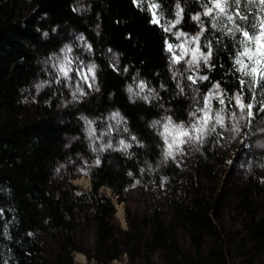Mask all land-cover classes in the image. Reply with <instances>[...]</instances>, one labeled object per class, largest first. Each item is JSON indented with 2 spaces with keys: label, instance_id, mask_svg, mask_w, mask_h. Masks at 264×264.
<instances>
[{
  "label": "trees",
  "instance_id": "16d2710c",
  "mask_svg": "<svg viewBox=\"0 0 264 264\" xmlns=\"http://www.w3.org/2000/svg\"><path fill=\"white\" fill-rule=\"evenodd\" d=\"M24 1L34 7L17 15ZM171 6L172 0H164L165 9ZM185 8L199 10L196 0H186ZM149 18L132 0H0V264H80L74 250L92 264L112 258L155 264L157 253L160 264H230L231 257L237 264H264L259 185L249 177L233 190L216 191L210 184L219 152L215 135L198 146L190 170L162 156V140L151 123L162 113L184 117L190 89L178 94L165 51L167 34ZM80 36L92 45L91 53L80 50ZM65 42L97 66L95 89H85L86 96L74 99L65 81L43 67ZM217 55L229 65L226 53ZM223 72L217 67L208 74L234 90L235 80ZM133 77L154 87L160 99L130 98ZM35 82L43 87L33 92ZM200 85L201 91L209 86ZM110 111L122 117L113 133L117 143L93 151L82 117L97 124ZM121 139L132 147L114 150ZM77 157L85 162L88 188L58 179L61 164ZM133 184L159 186L160 202L141 215L127 210L122 227L111 197L99 189L108 186L120 198ZM231 211L236 228L224 218ZM81 223L91 229L89 250L81 246Z\"/></svg>",
  "mask_w": 264,
  "mask_h": 264
},
{
  "label": "snow or ice",
  "instance_id": "6c2138e0",
  "mask_svg": "<svg viewBox=\"0 0 264 264\" xmlns=\"http://www.w3.org/2000/svg\"><path fill=\"white\" fill-rule=\"evenodd\" d=\"M134 6L141 11L150 13L149 23L161 28L167 34L164 39L165 51L169 53V65L172 79L178 89V94H185L191 89L192 107L188 112L186 121H175L171 115H163L160 119L153 120L151 127L157 130L162 140V156L165 160H176L183 154L185 145L200 146L207 138L216 133L217 129L231 128L239 132V121L245 120L247 126L255 130L257 116L264 115V0H196L198 5L195 13L186 11V0H172V6L164 7V0H132ZM147 3V7L143 5ZM167 12V15L165 14ZM194 22L196 31L188 33L180 27L185 18ZM169 37H174L179 43L170 42ZM86 45V50L91 53L92 45L88 44L83 36L78 37ZM63 58H58L55 65L58 75L69 86L75 83L73 98L86 95L83 84L88 88L93 86L96 79V64L85 62L78 56L69 58L68 53L73 49L66 46ZM111 51V49H109ZM227 54L229 65L219 63L218 53ZM118 61H114V71L118 68ZM180 65L181 67H175ZM217 67L224 69L223 76L236 82L234 90L229 91L223 86V80H211L208 73ZM127 71V68L124 69ZM135 89L128 85L127 92L137 96L145 102L160 99L154 87L150 88L143 81L133 77ZM58 83L60 81H57ZM208 82L206 90L201 91L200 84ZM37 90L43 87L38 84ZM165 85L161 84L160 88ZM141 93H144L141 95ZM160 107L164 109V105ZM167 112V109H164ZM85 119L88 125V137L101 139L96 135V129L91 125L94 121ZM110 119L118 127L122 122L119 112L111 114ZM264 133V128L259 129ZM127 132L128 129L124 128ZM136 141V137H131ZM119 148L114 150H127L132 147L124 139L118 141ZM105 148L113 149L114 145L108 141L93 151H103ZM99 164V160L96 161ZM143 171V169H142ZM131 175V173H129ZM3 210H0V215ZM31 235V233H29Z\"/></svg>",
  "mask_w": 264,
  "mask_h": 264
},
{
  "label": "rangeland",
  "instance_id": "374dc122",
  "mask_svg": "<svg viewBox=\"0 0 264 264\" xmlns=\"http://www.w3.org/2000/svg\"><path fill=\"white\" fill-rule=\"evenodd\" d=\"M33 4L29 1H24L20 3L15 8V13L17 15L25 16L27 15L32 9ZM188 27H180L183 31L188 33H194L196 31V28L194 26V22L189 19ZM170 42L173 43H179L180 41L175 40L174 37H169ZM81 45V44H80ZM71 47L73 51L71 53H68L69 58L73 56H78L76 53L77 49H74L72 44L70 42H65L58 50L54 52H50L45 61H43V67L47 70H50L58 77L57 69L55 65L58 63V58H63L64 56V49L65 47ZM86 46L82 43L80 46V50L82 48H85ZM75 52V53H74ZM167 59L169 62V53L166 52ZM81 60L87 62H92L89 59L81 57V53H79L78 56ZM175 67H181L180 65H177ZM62 78V77H60ZM63 79V78H62ZM64 80V79H63ZM65 81V80H64ZM139 81V80H137ZM39 83L35 82L32 84L31 89L32 91H36L37 85ZM135 84V83H134ZM84 90L88 89L90 91H93L95 89V82L93 83V86L91 88H88L87 84L82 85ZM135 85H133L134 87ZM75 83L71 84L69 86V82L65 81V89L67 90V93L72 95L73 91H75ZM151 88V87H150ZM201 88V85H200ZM134 90H137L134 88ZM88 94V92H86ZM142 95L144 93H141ZM188 95V101L189 104L186 108L184 117L176 118L171 114L162 113L158 119H160L163 115H171L173 119L177 122L179 121H186L188 118V112L190 108L192 107L193 101H192V92L190 89V92L187 93ZM73 96V95H72ZM86 95H79L77 93V97H83ZM116 111H110L106 115H104L103 119H101L97 124L93 123L91 125L92 128L96 129V135L97 137H100L102 133H107V135H103L101 139L96 138H89L87 133L88 125H86L85 119H84V128H85V134L88 139V145L91 150L93 148L98 147L99 145H102L108 141H111L113 145L117 143L116 137H114V131L115 127L109 128V125H115V121L110 119V116L112 113ZM255 130L252 128H249L245 122V120L239 121V132L232 131L231 128H225V129H217V132L222 134L217 135L216 133H213L215 137L217 138V142L219 144V152L216 157L211 162V168H212V180L211 185L215 187L216 191L219 192L220 190H233L235 187H239L242 185L245 180L249 177L254 178L256 182L258 183V189H257V195H256V210L260 214H264V133H262L259 129L264 128V115L257 116L255 122ZM198 147L195 145H185L183 154L178 155L176 160H174L181 168L184 169H191L193 166V163L196 159ZM86 165L83 159L80 157L68 159L66 162L61 164L60 167V173L58 175L59 178H63L64 181H68L71 183H75L80 187H89L90 181L88 177L85 174ZM84 178V179H83ZM87 179V181H86ZM159 186L157 185H150L146 189H141L137 185L133 184L130 185L125 189L123 194L120 196V198L117 196L116 193H113L111 189L107 186H101L99 190L105 192L107 195L111 197V200L113 201L114 209H115V215L119 221V224L122 227H126V221H125V214L126 211L129 210L132 215H141L145 214L149 211L150 207L154 205H159L160 202V190ZM121 209L122 212V218L119 216V211ZM226 224L228 226L236 228L238 226V220L237 215L231 211L229 215H225ZM79 239L81 242V246L84 249L89 250L92 247V241H91V229L89 225L86 224H80L79 227ZM78 254L81 255V259H78ZM73 258L76 262H79L80 264H92V260H88L86 255L79 250L73 251ZM155 264H160L159 254L157 253L155 256ZM230 264H237L235 257H231L229 260ZM109 264H129L125 258H112L109 261Z\"/></svg>",
  "mask_w": 264,
  "mask_h": 264
},
{
  "label": "bare ground",
  "instance_id": "6f19581e",
  "mask_svg": "<svg viewBox=\"0 0 264 264\" xmlns=\"http://www.w3.org/2000/svg\"><path fill=\"white\" fill-rule=\"evenodd\" d=\"M83 179H84V178H83ZM86 181H87V179H86ZM118 211H119V216H120V218H122V212H121V209L118 210ZM77 256H78V259H81V258H82L80 254H78Z\"/></svg>",
  "mask_w": 264,
  "mask_h": 264
}]
</instances>
